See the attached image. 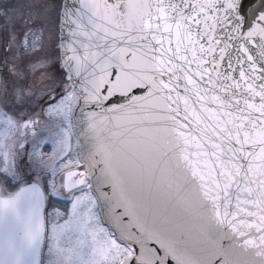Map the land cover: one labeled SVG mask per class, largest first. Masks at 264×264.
Wrapping results in <instances>:
<instances>
[{"label": "snow or ice", "instance_id": "obj_1", "mask_svg": "<svg viewBox=\"0 0 264 264\" xmlns=\"http://www.w3.org/2000/svg\"><path fill=\"white\" fill-rule=\"evenodd\" d=\"M0 264H264V0H0Z\"/></svg>", "mask_w": 264, "mask_h": 264}]
</instances>
